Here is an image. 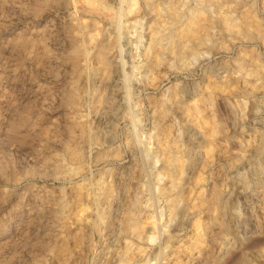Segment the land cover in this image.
<instances>
[{
	"label": "rangeland",
	"instance_id": "obj_1",
	"mask_svg": "<svg viewBox=\"0 0 264 264\" xmlns=\"http://www.w3.org/2000/svg\"><path fill=\"white\" fill-rule=\"evenodd\" d=\"M258 64L264 0H0V264H264Z\"/></svg>",
	"mask_w": 264,
	"mask_h": 264
},
{
	"label": "bare ground",
	"instance_id": "obj_2",
	"mask_svg": "<svg viewBox=\"0 0 264 264\" xmlns=\"http://www.w3.org/2000/svg\"><path fill=\"white\" fill-rule=\"evenodd\" d=\"M221 1V0H220ZM194 16H192L191 17V19H189V22H188V24H187V27H186V31H187V36H189L190 38L191 37H199L200 38V33H202L203 31L202 30H204L206 27H207V25L205 24L206 22H204V17L203 16H205V15H201V13H195V14H193ZM227 16V15H226ZM225 16V17H226ZM224 17V18H225ZM241 18V17H240ZM210 19V18H209ZM211 20V19H210ZM209 20V21H210ZM241 20V19H240ZM208 21V20H207ZM225 21H226V19H225ZM235 21V20H234ZM234 21H232V23H234ZM237 21V20H236ZM236 21H235V24H236ZM243 21V20H242ZM248 21V20H247ZM231 22V21H230ZM241 22V21H240ZM245 23H246V21H244ZM251 22V21H250ZM211 23V22H210ZM205 24V25H204ZM226 24H227V21H226ZM232 25V27H233V25L234 24H231ZM248 25V24H247ZM208 26H209V24H208ZM227 26H228V24H227ZM211 27V26H210ZM229 27V26H228ZM244 27V26H243ZM230 28V27H229ZM235 29H236V27H234ZM239 28V27H238ZM248 28V27H247ZM246 27H245V30L247 29ZM239 29H241V28H239ZM243 29V28H242ZM209 30V29H208ZM232 30V29H231ZM237 30V29H236ZM250 30V29H249ZM251 31V30H250ZM236 32V31H235ZM238 32V31H237ZM206 34V33H205ZM238 34H239V32H238ZM207 35V34H206ZM242 35V34H241ZM256 35V34H255ZM186 36V37H187ZM198 60L199 59H195L194 60V62L192 63L193 65H195V63H197L198 62ZM258 68L256 69V73H255V78L257 79V78H262V76H263V69H264V65L263 64H258V66H257ZM249 83V82H248ZM262 86H264V84L262 85ZM254 88H255V86L253 85L252 86V84H251V86L249 87V89L251 90V92L252 93H256V92H254ZM255 91H256V89H255ZM184 169V168H183ZM139 221V220H138ZM135 224H137V225H139L140 227H139V230L141 229V227L142 228H144L143 227V224H139V223H135ZM133 225H134V223H133ZM136 226V225H135ZM135 226H133L134 228H135ZM138 226H136V228H135V230L137 229L138 230V228H137ZM138 230V231H139ZM143 230V229H142ZM141 231V230H140ZM136 232V231H135ZM139 233V232H138ZM137 233V234H138ZM142 233V232H141ZM135 235H136V233H134ZM142 235H140V236H138L137 235V237H141ZM152 237V239H154L155 238V235H152L151 236ZM155 240V239H154Z\"/></svg>",
	"mask_w": 264,
	"mask_h": 264
}]
</instances>
